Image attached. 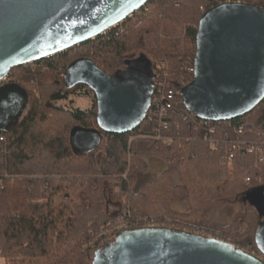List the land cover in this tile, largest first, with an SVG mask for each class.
<instances>
[{
    "label": "trees",
    "instance_id": "1",
    "mask_svg": "<svg viewBox=\"0 0 264 264\" xmlns=\"http://www.w3.org/2000/svg\"><path fill=\"white\" fill-rule=\"evenodd\" d=\"M240 1L264 8V0ZM221 2L225 0H150L145 4L146 9L141 7L139 13L132 15L137 17V25L127 27L130 18L127 17L94 40L76 45L83 50L72 57L70 53L75 47L11 69L6 83L18 85L29 97L24 83L10 79L11 75L21 71L22 75L29 76L32 67L43 66L56 71V61L63 62V89L58 83L53 85L45 100L31 103L12 131L0 132V257L5 264H78L84 247L97 233L126 213L130 219L140 221L151 216H183L171 204L177 198H184L187 203L184 215L190 216L206 209L216 199L239 200L250 188L264 184V181L256 182L259 176L264 180V160L258 161L256 151H247L248 144L256 143L264 152V98L249 113L221 120L214 133L207 131V137L216 140V146L211 147L203 138L199 120L185 111L179 94L162 118L163 122L145 118L134 130L115 133L99 129L95 95L88 86L64 85L66 68L77 58H89L109 73L111 57L140 51L148 54L156 70L164 65L168 87L179 91L176 86L179 79L188 84L193 78L198 20L204 11ZM162 20L187 25L185 49L170 52L162 47L158 34ZM159 82L157 77L154 84ZM81 90L84 94H93L89 110L53 105ZM65 116L71 126L64 123ZM76 126L100 130L96 149L83 153L73 151L69 134ZM136 133L148 136L149 150L176 169L179 184L173 182L166 170L139 190L130 191L132 170L144 167L135 140L130 139ZM229 139L238 146L231 159L227 158ZM4 173L10 177L4 178ZM247 177L251 180L249 184L245 181ZM112 181L118 183L119 192L114 190ZM105 185L110 189V199L120 204L116 217H108L104 212ZM43 187L46 191H42ZM42 197L44 202L37 201ZM246 204L250 205L247 201ZM247 216L249 225L239 233V245L251 244L248 251L258 255L255 233L259 216L255 210L246 213ZM230 228L236 230L235 223L220 232V237L229 243L233 240L225 231Z\"/></svg>",
    "mask_w": 264,
    "mask_h": 264
},
{
    "label": "water",
    "instance_id": "2",
    "mask_svg": "<svg viewBox=\"0 0 264 264\" xmlns=\"http://www.w3.org/2000/svg\"><path fill=\"white\" fill-rule=\"evenodd\" d=\"M150 0H0V132L23 117L29 97L3 82L11 69L53 56L103 34ZM124 76L108 74L89 58H77L65 87L85 84L94 93L97 123L105 132L126 133L145 119L155 75L144 55L126 61ZM121 71V72H122ZM185 108L208 120L249 113L264 98V8L221 2L204 11L195 35L193 78L180 89ZM98 129L73 127L75 153L100 143ZM245 201V195L239 198ZM255 210V209H254ZM256 211V210H255ZM255 245L261 257L211 236L170 227H124L93 250L91 264H264V217Z\"/></svg>",
    "mask_w": 264,
    "mask_h": 264
},
{
    "label": "rangeland",
    "instance_id": "3",
    "mask_svg": "<svg viewBox=\"0 0 264 264\" xmlns=\"http://www.w3.org/2000/svg\"><path fill=\"white\" fill-rule=\"evenodd\" d=\"M200 9L202 10L203 6L200 7ZM136 18H137L136 16L130 17L127 20L126 26L130 27L134 25V23L135 25H137L135 21ZM120 24L121 23H119V25ZM190 25L195 27L194 24H190ZM186 27H187L186 24L178 25L162 20L160 22L158 29V34L162 47L170 52H179L185 49L188 44L185 33ZM124 28L125 27H123V29ZM74 47L75 48H73L70 53L71 57L74 54H76L79 50H83V47H76V46ZM140 55H144V54H142L140 51H132V52L130 51L129 53L123 54L118 58L111 57L110 63H112V67L111 69H108L109 72L108 74L114 73L120 76H124L125 73H123L122 69L124 68L125 62L137 59ZM144 57L147 61H151L148 54H145ZM62 64L63 62L56 61V66L58 67L56 71L51 70L46 66L40 67L39 69H34V67H32L31 75L29 76L25 74H23L24 75L23 76L21 74V71L20 72L18 71L19 73L15 71L14 72L15 75L12 74L11 77L9 76L10 79L14 81H22L26 89L28 90L29 100L24 115L27 113L31 103H33L34 100H39V101L45 100V98L51 91V87L53 85H57L58 83L59 88L63 89L61 83ZM151 70L152 67L150 64L149 67L147 68V72L150 74ZM6 81L7 78L3 82L6 83ZM83 91L82 90L74 91L72 94L68 95L66 99L59 100L53 105L58 106L60 108H72V109L78 108L81 110H89L93 104V94L90 92H86L87 94H84ZM56 118L53 120H56ZM64 123L71 126L70 121L67 119V117L64 118ZM130 139L135 140L139 157L144 162L143 168L132 170L133 177L131 183H129L128 185L130 191L135 192L139 190L142 187V185L153 180L163 171L166 170H169L173 182L179 184V177L176 169L170 167L165 158L161 157L160 155H156L155 153H152L149 150L151 143L149 142L147 137L141 135V133H136L134 136H131ZM128 154H129L128 160H130L131 159L130 156L132 154L130 152ZM127 171L128 169L126 170V172ZM3 175L4 178L10 177L8 173H4ZM125 177L126 176L124 174L123 178ZM112 183H113L112 185L114 186V190L119 192L120 187L118 183H116V181H112ZM12 186L13 183L10 184V187ZM109 192H110L109 187L105 185L104 212L108 215V217H114V216L116 217V215L120 212V204L118 201L110 199ZM37 201L44 202L45 199L42 197V198H38ZM245 201H247L251 206L247 205L246 202L243 203L240 202L239 200L227 201L223 199H216L212 201L207 206L206 209L202 211H198L193 215L185 216L184 212L187 208L186 200L184 198H177L172 202L171 207L173 210L177 211L181 215L183 214V216H177V217L174 216L172 217L168 215L159 216L158 222L166 226L170 225L171 228H177L189 232H199L200 235L202 233L205 236L214 235L217 237H220V232L222 231V229L235 223L236 230L232 231V229L230 228V229H226L225 232H228V236H230V238L233 241H235L234 242L236 243L235 245H239V242H241L239 233L242 232L249 225V222H247L249 221V218L248 216L246 218V213L251 214L254 212L255 209L258 216L264 217V184L250 188L245 194ZM118 218L122 221L133 220L130 219L129 214L126 213L123 216L117 217L114 223L111 224V226L104 229L102 228L97 233L95 238L92 239L90 244L84 247V252L80 257L78 264H91V260L93 258V250L101 246L103 242L112 240L115 232L120 228H124V226L119 224L117 220ZM149 218H154V216L145 218L147 219L146 221H148ZM240 245H239L240 248H244L247 250L251 249V244H240ZM0 264H3L1 258H0Z\"/></svg>",
    "mask_w": 264,
    "mask_h": 264
},
{
    "label": "built area",
    "instance_id": "4",
    "mask_svg": "<svg viewBox=\"0 0 264 264\" xmlns=\"http://www.w3.org/2000/svg\"><path fill=\"white\" fill-rule=\"evenodd\" d=\"M226 1L241 2L240 0H225V2ZM142 7L145 8V5H143ZM139 12H140V8L134 13H139ZM132 15H130L129 17H131ZM121 22H119V23H121ZM115 26H113V27H115ZM113 27H111V28H113ZM91 40H94V38L91 39ZM154 75H155L154 81L158 77L160 79V82L157 83V85H155L154 82H153V84H154V86H153V95H152V98H151L150 107L148 109V112H147L145 118L147 120H150V121L156 119L159 123H161V122H163L162 118L167 115L168 111L173 107L174 103L176 102L177 94L180 95V89L182 87H184L185 85H187V84L182 79H179L177 81V85H176L177 89H179V91L178 90L177 91L173 90L170 87H168L167 73H166V70L164 68V65L158 66L157 70L154 68ZM185 111L190 116H193L197 120H199V121H197V124L200 125V127H202V129L204 130V132H203L204 133L203 134L204 140L209 141V144H210L211 147L216 146V140L214 138H208L205 133L207 131L211 132V133H214L216 124L218 122H220L221 120L203 119V118H199V117L194 116L187 109H185ZM145 137H148V136H145ZM0 140H2V136L1 135H0ZM164 140L170 141V139H168V138H166ZM228 143H229V146L227 148V158L231 159L233 157V154H234V152H233L234 149H236V147L238 148V146H236L233 143V141H230V139H229ZM247 151H256L258 153V155H259L258 156V161L262 162L264 160V152L262 150V147L258 146L256 143L248 144ZM245 181H246L247 184H249L251 182L249 177H247ZM263 181L264 180H263V178L261 176L256 178V182L258 184L262 183ZM42 190L46 191V188L43 187ZM117 220H118L119 224H121L124 227H142V226L165 227L166 226V225L158 222V218H155V217L154 218H149L148 221H146L147 219H143L142 221L133 220V221H129V223L127 221H122L119 218ZM124 222H126L128 225L126 223H124ZM166 227H170V225H167ZM192 233L200 234L199 232H192ZM201 235H203V234L201 233ZM207 236H211V237H215L217 239L223 240L221 237H217V236H214V235H207ZM223 241H225V240H223ZM231 244H233V243H231ZM233 245L236 246L235 244H233ZM242 249H244V248H242ZM245 250H247V249H245ZM258 256L261 257V254H258Z\"/></svg>",
    "mask_w": 264,
    "mask_h": 264
},
{
    "label": "flooded vegetation",
    "instance_id": "5",
    "mask_svg": "<svg viewBox=\"0 0 264 264\" xmlns=\"http://www.w3.org/2000/svg\"><path fill=\"white\" fill-rule=\"evenodd\" d=\"M150 62H151L150 64H151V67H152V72H153V74H154V69H153V68H154V64H153L152 61H150ZM126 67H127V64L125 63V64H124V68H123L122 70H125Z\"/></svg>",
    "mask_w": 264,
    "mask_h": 264
},
{
    "label": "crops",
    "instance_id": "6",
    "mask_svg": "<svg viewBox=\"0 0 264 264\" xmlns=\"http://www.w3.org/2000/svg\"><path fill=\"white\" fill-rule=\"evenodd\" d=\"M1 259H2V261H3V264H5V262H4V259L2 258V257H0Z\"/></svg>",
    "mask_w": 264,
    "mask_h": 264
}]
</instances>
